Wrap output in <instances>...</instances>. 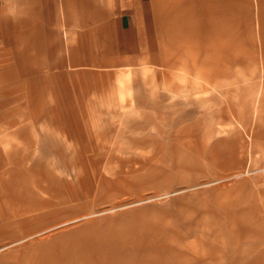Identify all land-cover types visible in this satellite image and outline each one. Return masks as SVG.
<instances>
[{
  "label": "rangeland",
  "instance_id": "obj_1",
  "mask_svg": "<svg viewBox=\"0 0 264 264\" xmlns=\"http://www.w3.org/2000/svg\"><path fill=\"white\" fill-rule=\"evenodd\" d=\"M0 264H264V0H0Z\"/></svg>",
  "mask_w": 264,
  "mask_h": 264
},
{
  "label": "crops",
  "instance_id": "obj_2",
  "mask_svg": "<svg viewBox=\"0 0 264 264\" xmlns=\"http://www.w3.org/2000/svg\"><path fill=\"white\" fill-rule=\"evenodd\" d=\"M121 2V7H122V11L124 16L127 17V19L129 18V14H135L137 15V12L139 10V5L141 4L142 0H117ZM165 1H171V0H165ZM180 2H187L188 0H179ZM154 16L157 19H162L164 22V25L166 27H168V15H166V13H158L155 9H154ZM128 21V20H127ZM6 23V22H4ZM170 24V23H169ZM132 26V23H128L127 22V28H130ZM167 31L164 29L163 34H165ZM169 33V32H168ZM162 34V31H160V35ZM65 35L67 36V33L65 32ZM165 40V37H164ZM166 43V40L164 42V44ZM169 44V42H167V45ZM166 48V46H165ZM70 53H73V50L71 49V51H69Z\"/></svg>",
  "mask_w": 264,
  "mask_h": 264
}]
</instances>
